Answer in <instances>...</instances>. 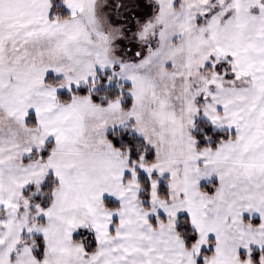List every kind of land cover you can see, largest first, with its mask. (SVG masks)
Here are the masks:
<instances>
[{
	"label": "snow or ice",
	"instance_id": "6c2138e0",
	"mask_svg": "<svg viewBox=\"0 0 264 264\" xmlns=\"http://www.w3.org/2000/svg\"><path fill=\"white\" fill-rule=\"evenodd\" d=\"M0 264H264V0H0Z\"/></svg>",
	"mask_w": 264,
	"mask_h": 264
}]
</instances>
